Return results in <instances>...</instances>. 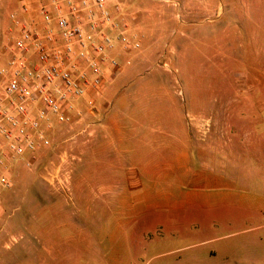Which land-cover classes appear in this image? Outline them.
I'll use <instances>...</instances> for the list:
<instances>
[{
    "label": "rangeland",
    "instance_id": "374dc122",
    "mask_svg": "<svg viewBox=\"0 0 264 264\" xmlns=\"http://www.w3.org/2000/svg\"><path fill=\"white\" fill-rule=\"evenodd\" d=\"M50 1L0 0V67L14 55L20 32L12 14L42 30L41 9ZM107 3L119 27L106 31L140 46L118 42L110 55L120 67H108L104 84L89 89L92 106L75 101L83 119L53 120L44 126L50 145L7 163L12 186L0 185V264H43L45 248L21 237L22 207L51 204L74 208L80 226L88 215L83 206L106 207L108 220L125 224L128 238L117 245L123 264H214L217 243L242 241L250 260L240 264H264V215L217 229L205 211L186 220L164 210V169L177 149L158 146L168 137L179 143L184 127L202 142L214 133L222 145L233 136L225 127L245 125L240 135L264 162V0ZM141 153L146 173L134 165ZM134 189L144 193L134 198ZM98 191L106 194L94 197ZM120 191L129 194L115 197ZM27 226L30 234L34 226Z\"/></svg>",
    "mask_w": 264,
    "mask_h": 264
},
{
    "label": "crops",
    "instance_id": "0c3cea01",
    "mask_svg": "<svg viewBox=\"0 0 264 264\" xmlns=\"http://www.w3.org/2000/svg\"><path fill=\"white\" fill-rule=\"evenodd\" d=\"M40 26L43 29V23ZM224 129H231L233 136L222 145L215 140L214 133L209 134L205 142L193 138L187 127L183 128L185 136L179 143H171L170 137L166 142L158 143L165 149L171 146L177 149L173 161H169L164 169V178L170 184L163 192L164 210L186 220L193 214L204 216L206 212L209 222L217 229H228L248 220L260 221L264 215V162L254 160L257 152L252 150L250 138L240 135L245 133L247 126H228ZM257 156H260L259 153ZM134 165L143 166L141 173L148 172V159L143 153L141 156L138 154ZM98 192L94 197L106 194V191ZM143 193L142 189H134V198ZM115 194V197L126 198L129 193L120 191ZM22 209L26 226L21 237L24 240L33 237L45 248L47 256L43 258V264L54 261L74 264V254L80 255L78 264H123L117 245L128 238L124 234L125 224L108 220L106 207L83 206L88 215L84 217L82 226L74 223L75 211L69 206L25 205ZM27 224L34 226L30 234ZM78 245L81 249L76 250L74 246ZM245 246L244 241L239 244L217 243L213 249L214 264L249 261V256L242 253Z\"/></svg>",
    "mask_w": 264,
    "mask_h": 264
},
{
    "label": "built area",
    "instance_id": "2783aa9c",
    "mask_svg": "<svg viewBox=\"0 0 264 264\" xmlns=\"http://www.w3.org/2000/svg\"><path fill=\"white\" fill-rule=\"evenodd\" d=\"M41 14L42 30L12 14L20 32L14 55L0 67V185L6 188L12 186L11 158L50 145L45 125L83 119L75 101L92 106L89 89L104 84L108 67H120L110 55L116 44L140 46L122 32L114 38L106 31L119 27L107 0H51Z\"/></svg>",
    "mask_w": 264,
    "mask_h": 264
}]
</instances>
